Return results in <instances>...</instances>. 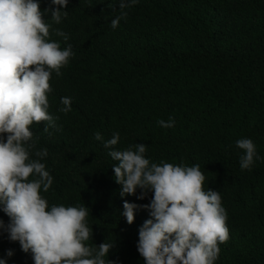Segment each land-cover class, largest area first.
<instances>
[{
    "label": "trees",
    "instance_id": "obj_1",
    "mask_svg": "<svg viewBox=\"0 0 264 264\" xmlns=\"http://www.w3.org/2000/svg\"><path fill=\"white\" fill-rule=\"evenodd\" d=\"M39 3L42 12L49 9V39L61 49L70 44L74 53L49 81L55 126H30L35 149H47L41 162L53 183L40 194L49 206L85 205L92 228L85 244L114 243L106 260L144 264L136 246L149 213L138 207L129 225L123 202L146 205L152 193L137 199V189L121 197L116 162L104 147L118 132V150L142 143L150 164L199 165L204 190L219 192L229 238L218 244L214 264H264V0H137L115 29L117 0H69L60 24L50 11L59 6ZM62 97L71 98L67 114L59 111ZM169 117L173 127L157 123ZM241 138H250L260 157L250 170L240 168ZM0 219L9 218L0 211ZM0 259L34 264L6 232Z\"/></svg>",
    "mask_w": 264,
    "mask_h": 264
},
{
    "label": "clouds",
    "instance_id": "obj_2",
    "mask_svg": "<svg viewBox=\"0 0 264 264\" xmlns=\"http://www.w3.org/2000/svg\"><path fill=\"white\" fill-rule=\"evenodd\" d=\"M120 15L111 20L118 27L126 19L125 9L137 0H117ZM59 7L51 9V19L60 24L68 13L63 9L69 0H51ZM39 0H0V211L9 219H0V232L7 239L19 242L23 252H31L34 264H115L105 259L114 243L102 242L95 248L85 244L92 237L86 223L89 210L85 205H51L40 194L48 192L53 177L41 161L47 149H35L33 123L47 121L55 126L49 114L47 94L50 79L74 55L71 45L61 49L59 42L49 39L50 25L45 22ZM56 36L68 40V35L56 29ZM60 112L71 111V98L62 97ZM164 128L174 126V119L158 120ZM95 139L102 141L99 132ZM119 133L104 141L110 148L114 179L121 186L120 195H135L146 205L123 202L122 215L131 225L134 210L146 209L150 218L138 231L137 251L144 264H214L219 255V243L229 238L227 213L218 191L203 188L205 176L199 165L184 166L145 158L146 145H130L118 150ZM242 150L240 168L250 170L254 159H260L250 138L236 141ZM35 149V151H33ZM34 157V158H32ZM34 177L29 179V177ZM13 251H6L11 257ZM0 264H6L0 259Z\"/></svg>",
    "mask_w": 264,
    "mask_h": 264
}]
</instances>
